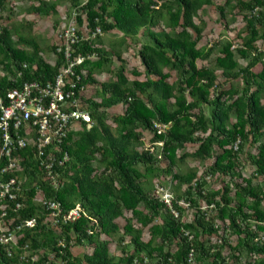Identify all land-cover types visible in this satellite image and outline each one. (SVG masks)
<instances>
[{
  "label": "trees",
  "instance_id": "obj_1",
  "mask_svg": "<svg viewBox=\"0 0 264 264\" xmlns=\"http://www.w3.org/2000/svg\"><path fill=\"white\" fill-rule=\"evenodd\" d=\"M15 1L0 0V20L13 14ZM32 1L29 15H57L56 4ZM69 3V17L76 13L83 38L73 56L85 58L74 70L85 72L78 87L83 88L80 98L93 125L88 131L71 132L62 145L68 161L58 170L56 189L40 171L31 145L14 152L22 171L6 179L17 178L24 203L19 210L9 205L4 228L32 219L36 225L18 233L12 258L0 247V264H20L23 254L36 256L38 264H241L242 258L244 264H264V48L257 45H264V0ZM204 7L215 8L225 31H232L229 22L243 21L235 41L221 38L198 48L206 27ZM32 26L28 21L17 27L0 25L2 95L23 81H51L64 64L60 55L54 66L48 62L47 52L25 32ZM96 28L104 35L120 33V46L105 49L101 36L92 38ZM139 33V67L131 73L145 80L130 81L120 47L127 40L135 42ZM47 49L54 54L55 43ZM214 55L213 66H198ZM113 61L121 63L115 80L98 81L103 72L111 74ZM171 71L176 73L173 82ZM235 81H241V87L234 86ZM115 106H122V113L109 115ZM156 124L167 129L158 135ZM187 159L205 164L200 175L198 169L179 171ZM245 163L253 168L248 178L242 174ZM166 179L172 210L152 185L157 181L164 188ZM34 184L59 202L64 213L79 209L80 219L52 228L32 201ZM112 239L118 256L110 251ZM73 248L87 252L74 256ZM191 251L193 261L188 263Z\"/></svg>",
  "mask_w": 264,
  "mask_h": 264
},
{
  "label": "built area",
  "instance_id": "obj_2",
  "mask_svg": "<svg viewBox=\"0 0 264 264\" xmlns=\"http://www.w3.org/2000/svg\"><path fill=\"white\" fill-rule=\"evenodd\" d=\"M258 9H254L255 13ZM76 13L71 16L70 22L65 25L57 36L55 53L53 54L52 66L55 65L60 55L64 64L60 67L56 76L47 82L23 81L18 87L9 89L2 95L0 91V247L3 248L6 256L12 258L13 246H17V235L24 227H34L36 220H23L21 224L4 228V220L8 218L9 205L14 204L19 210L24 201L21 186L16 177L6 179L12 172L22 171L17 159H14L16 150H24L31 145L34 156L38 161L40 171L44 173L45 179L50 187H59L58 170L68 161V156L61 149L71 132L80 129L90 130L93 121L86 106L81 101L83 88H79L81 75L76 74L75 68L83 63L85 58L77 54L75 57L74 47L79 45L82 37L78 34L75 24ZM86 25L82 26L84 34ZM102 36L99 28L92 33V38ZM91 59V58H88ZM26 68V66H23ZM22 73L18 72L17 77ZM14 82V78H10ZM158 135L167 129L164 125L154 126ZM161 147L162 143H156ZM152 152L153 149H150ZM209 180V178H207ZM36 195L32 201L40 206V210L46 214L47 222L55 230H59L60 223H73L80 219L79 209H73L68 213L62 211L59 202L52 197H46L36 187ZM155 195L169 209L172 210V195L168 189L158 187ZM181 206H186L180 203ZM187 207V206H186ZM209 207H203V211ZM177 217L178 213L173 211ZM189 241L192 236L185 232ZM212 243L216 244L215 240ZM220 243V240H218ZM27 249V247H24ZM23 254L19 257L20 264H38L36 256ZM52 258V257H50ZM193 261L192 251L188 255V263ZM47 264V263H40Z\"/></svg>",
  "mask_w": 264,
  "mask_h": 264
},
{
  "label": "rangeland",
  "instance_id": "obj_3",
  "mask_svg": "<svg viewBox=\"0 0 264 264\" xmlns=\"http://www.w3.org/2000/svg\"><path fill=\"white\" fill-rule=\"evenodd\" d=\"M49 3L56 4V10L57 15L48 16V17H34L33 15L28 14V9L35 4L32 0H16L15 1V8L13 14H4L2 16V20H0V25L5 27L7 25L17 27L21 23L31 22L33 23L32 30L25 32L28 35L34 36L39 45L47 52L45 53V58L48 60L49 63H52L54 58L53 54L51 52L48 53V46H50L52 43L57 42V36L60 30L67 25L71 18L69 15L72 13V9L69 3V0H45ZM84 1V0H82ZM204 13L202 15L203 20L206 23V27L203 33L202 40L198 43V48H206L209 47L212 43L218 41L219 39H229V40H236V33L242 32L244 29V23L240 18H237L235 22H229V27L232 31H225L223 23L220 21L219 14L215 10L214 7H204ZM69 17V18H68ZM230 16H228L229 18ZM230 19V18H229ZM197 23L199 22L198 19L195 20ZM122 35L118 32H111L106 35L102 34L101 36V42L103 44V47L105 49H110L111 47H118L120 46V39ZM141 33H139L136 41L127 40L123 44V46L120 47L122 58L126 61V76L130 81L132 80H138V81H144V76L140 77H134L131 73L132 69L135 67H139V62L136 59L135 53L140 47V43L142 42ZM16 40L17 38L14 37ZM115 45V46H114ZM257 45L261 48H264V45L262 42H258ZM51 53V54H50ZM216 55L212 56L209 61L207 62H198L199 67L203 66H213L215 61ZM244 65V63L242 62ZM121 66L120 62L113 61L109 71L111 74H107L106 72H103L100 74V76H97L98 81H105L106 79L109 80H115L114 73L119 69ZM171 78L170 82H173L176 79V73L174 71L170 72ZM236 87H241V81H235L232 83ZM230 85L227 84L226 87H229ZM90 94L91 91H88ZM264 103V100H263ZM123 110L122 106H115L108 110V114H121ZM148 137V136H147ZM148 146V143H146L145 147ZM188 152L191 151V149L188 148ZM247 151L251 153H255L253 148H247ZM203 165L200 164L198 161L193 159H187V161L180 167V172H186L188 169H198V174L200 175L202 172ZM243 171L242 174L244 177L248 178L253 172V168L250 167L247 163L243 164ZM177 171V170H176ZM170 180L166 179L164 183V188L168 189L170 191ZM258 181L255 180L254 183H257ZM154 190L156 191L159 186L158 182L155 181L152 183ZM127 215V214H126ZM185 216L187 219H192L191 213L186 212ZM118 223L120 225L124 224V221L122 219L118 220ZM149 239L148 233L145 231L143 236V241H147ZM234 240H232L233 242ZM128 243V239L126 240ZM110 251L113 255L118 256L119 252L116 248V244L114 240L112 239V243L110 244ZM87 252V249H81V248H73L72 254L74 256H81L83 253ZM246 263V259H241V264Z\"/></svg>",
  "mask_w": 264,
  "mask_h": 264
},
{
  "label": "bare ground",
  "instance_id": "obj_4",
  "mask_svg": "<svg viewBox=\"0 0 264 264\" xmlns=\"http://www.w3.org/2000/svg\"><path fill=\"white\" fill-rule=\"evenodd\" d=\"M77 132V131H76Z\"/></svg>",
  "mask_w": 264,
  "mask_h": 264
}]
</instances>
